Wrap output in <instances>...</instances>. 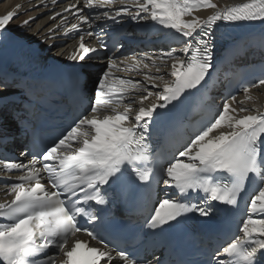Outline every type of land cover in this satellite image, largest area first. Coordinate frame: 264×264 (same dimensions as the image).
<instances>
[{
    "label": "snow or ice",
    "instance_id": "snow-or-ice-1",
    "mask_svg": "<svg viewBox=\"0 0 264 264\" xmlns=\"http://www.w3.org/2000/svg\"><path fill=\"white\" fill-rule=\"evenodd\" d=\"M56 2L52 0L53 4ZM115 3L116 0H84L83 7L72 4L51 17L55 20L72 11L75 18L87 25L86 29L72 25L79 33L80 42L66 59L81 67L74 90L81 99H88L89 107L50 145L40 153L31 154V159L3 163L4 169L23 174L14 179L3 177L10 184L8 191L13 199L0 203V218L7 221L0 223V264H56L61 255L60 264H161L159 260H146L135 250H127V245L116 251L114 257L115 248L121 245L113 240L105 242L102 235L115 224L111 205L123 195L116 186L129 176L142 185L155 182L164 186L165 198L156 202L147 218L151 228L171 227L190 213L207 219L215 215L219 206L239 212L241 203L245 204V218L239 229L243 237L237 236L217 249L212 264H264V112L250 110L243 102H238L239 108L234 107L230 101H236V95L229 94L213 118L182 145V150L172 153L170 159L161 162L151 143L153 126L162 115L158 109L166 111L174 107L186 92L202 86L215 71L216 29L220 24L257 20L264 23V0L225 7L205 20L183 17L199 8L216 9L218 5L213 0H144L143 3L133 0L135 12L123 0L114 10ZM21 7L17 5L16 11L0 16V41L8 38L7 27L19 15ZM85 9L89 15H85ZM100 9L104 11L91 15ZM124 16L137 23L150 18L174 30L179 34L181 47L161 50L157 56L149 53L141 54L139 59L132 56L134 69L145 73L142 80L114 77L111 70L116 61L112 60L89 89L84 65L93 60L94 53L107 50L108 46L102 41V49L88 47L84 36L94 35L96 22H117ZM35 19H26L20 26L28 27ZM58 27L49 29L47 37L58 39L54 36ZM64 35L70 37L68 32ZM178 52L187 59L181 60ZM145 61L155 67L154 72ZM165 76H170L171 81L165 80ZM17 83L0 76V148H7L13 141L10 122H19L16 113L20 108L14 90ZM258 86H264V77L242 84L241 90L248 93ZM140 90L143 94L137 99L133 93ZM153 96L156 102L145 106ZM126 98L127 106L117 111L115 105L124 104ZM133 104L137 106L135 112ZM106 111L113 114L102 119L95 115ZM129 120L134 121L133 126H126ZM214 130L218 134L210 135ZM19 155L28 157L30 152L24 150ZM42 173L51 188L41 183ZM86 207L94 210L86 212ZM81 232L100 246L90 247L89 241L80 239L70 244L69 240ZM109 244L115 247L110 248ZM81 247L85 252L78 255ZM50 249H55L51 255ZM222 255L227 259L221 258Z\"/></svg>",
    "mask_w": 264,
    "mask_h": 264
},
{
    "label": "bare ground",
    "instance_id": "bare-ground-1",
    "mask_svg": "<svg viewBox=\"0 0 264 264\" xmlns=\"http://www.w3.org/2000/svg\"><path fill=\"white\" fill-rule=\"evenodd\" d=\"M27 0H0V16H4L9 11H16V6L21 5L22 7L19 9V12L22 10L27 9L29 11V8L33 5V3H27ZM141 3L144 2V0H140ZM215 4L218 5L216 9L211 8H199L193 11L192 15L184 16L183 19L185 20H191L194 18L199 17L201 20L207 19L209 16L215 14L217 11L222 10L225 7H235L242 3H247L249 0H213ZM130 5H132V8L136 11L135 5L133 4V0L129 2ZM40 11L37 9H34L32 11L27 12L25 15H20L18 18H14L10 21L8 27L6 36L8 37L6 40L0 41V48L5 46L9 43L10 39L16 36H21L26 39H39L45 37V33L47 32V29L49 28H43L41 27L48 23L49 16H39L35 21H32L28 27H21L20 25L22 22L26 19H29L31 17H34L36 14H38ZM53 14V13H51ZM50 14V15H51ZM261 24H251L245 27L244 29L240 30L239 34L236 36V39H239L241 37L245 38L246 42H259L264 41V23ZM235 35V33H234ZM174 40L180 41V38L177 35H174ZM68 45H65L59 49L61 51L63 50L64 54L67 52ZM180 48V47H179ZM177 48V49H179ZM57 54H63L59 51H56ZM160 53L151 54L154 56L159 55ZM179 58L181 60H185V56L183 54L177 53ZM149 63V68L152 72L155 71V67ZM160 61H157V64H159ZM170 63V62H169ZM145 73H141L136 77L137 80H142ZM170 76H165V80L171 81ZM150 91H157L156 89H149ZM142 91V90H141ZM143 93V91H142ZM250 96L251 99H248L247 97ZM139 98V97H138ZM156 102V97H150L148 101L145 102V106H147L150 103ZM243 102L250 110L255 109L260 112H264V86H258L251 88L248 93L242 92L240 95L236 97V101H230L232 105L236 108H239V103ZM137 110V106L135 104V107L133 108V112ZM251 114H255V112H252ZM128 122L133 123L134 121L129 120ZM223 131H229L227 128H223ZM218 134V130H214V132L210 135Z\"/></svg>",
    "mask_w": 264,
    "mask_h": 264
},
{
    "label": "rangeland",
    "instance_id": "rangeland-1",
    "mask_svg": "<svg viewBox=\"0 0 264 264\" xmlns=\"http://www.w3.org/2000/svg\"><path fill=\"white\" fill-rule=\"evenodd\" d=\"M35 20H36V19H35ZM35 20H34V21H35Z\"/></svg>",
    "mask_w": 264,
    "mask_h": 264
}]
</instances>
